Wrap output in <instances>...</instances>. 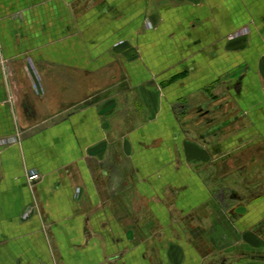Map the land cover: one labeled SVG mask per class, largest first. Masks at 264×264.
<instances>
[{
    "label": "crops",
    "instance_id": "0c3cea01",
    "mask_svg": "<svg viewBox=\"0 0 264 264\" xmlns=\"http://www.w3.org/2000/svg\"><path fill=\"white\" fill-rule=\"evenodd\" d=\"M263 211L264 0H0V264H264Z\"/></svg>",
    "mask_w": 264,
    "mask_h": 264
},
{
    "label": "flooded vegetation",
    "instance_id": "af4514ba",
    "mask_svg": "<svg viewBox=\"0 0 264 264\" xmlns=\"http://www.w3.org/2000/svg\"><path fill=\"white\" fill-rule=\"evenodd\" d=\"M215 171V170H214ZM220 187L218 189L215 190L214 187H212L211 191L218 195L220 199H218V203L220 206H223V208L226 209V211H230L231 208L233 207V204H231V202H233L234 198H238V200H244L243 199V194L242 191L245 188V185L242 183H236L234 185H230V186H224L222 183H219ZM226 195V197H224ZM230 214V212H228ZM260 219L258 220V223L256 226H258V232L260 234L261 240L263 242V249L260 251V253L257 255L258 257H260L263 261H264V211L262 213V215H260L259 217ZM216 227L211 226L210 230L211 232H214L213 237H210V242L211 244H209V247L206 251V253H204L202 256L207 258V260L209 261V264H225V257L230 256V255H235L237 252H235L234 250H228L225 246H220L219 243L217 242V240H215V236L222 233L219 229V231H217V234L215 232ZM223 230V229H221ZM199 247V246H198ZM212 250V251H210ZM239 253V252H238ZM239 254L247 255L248 253L245 252H240ZM250 256V254H249ZM252 256V255H251Z\"/></svg>",
    "mask_w": 264,
    "mask_h": 264
},
{
    "label": "rangeland",
    "instance_id": "374dc122",
    "mask_svg": "<svg viewBox=\"0 0 264 264\" xmlns=\"http://www.w3.org/2000/svg\"><path fill=\"white\" fill-rule=\"evenodd\" d=\"M217 183V182H216ZM216 183H212V186L215 188V190L216 189H218L220 186V184L218 183L217 185H216ZM243 184V183H242ZM193 187V186H192ZM194 187H195V184H194ZM186 190H187V187H186V189H184V194L186 193ZM181 199H178V201H180ZM218 200V199H217ZM237 201L235 200H233V202H231V204H233V207L231 208L232 210H234L235 209V207L237 206ZM24 214V213H23ZM23 214H22V216H23ZM211 216V215H210ZM202 217V216H201ZM204 221H207V223H204V222H202L201 221V227H199V230L201 231V233L203 232V234L205 233V231H208L209 232V230H208V228H209V226H211V217L208 219V217L204 220ZM210 222V223H209ZM196 224V223H195ZM192 225L191 224H189L188 225V228L189 227H191ZM203 227H204V229H203ZM187 228V227H186ZM218 227H216V229H215V232H216V234H217V231H219V229H217ZM201 229H203V230H205V231H202ZM200 231H199V233H200ZM185 233L187 232V235H185V237L187 238H189L190 237V235L188 236V234H189V231H188V229H185V231H184ZM210 234H211V236H213V234H214V232H210ZM219 237H221V238H224V237H227V236H225V235H222L221 233L220 234H218V235H216L215 236V240H218L219 239ZM196 241V244H198L199 245V249L201 250V253H206V251L207 250H209L208 249V247H209V244H211V242H210V240L208 241L205 237H204V235H201L200 237H199V239H195ZM210 251H212V250H210Z\"/></svg>",
    "mask_w": 264,
    "mask_h": 264
},
{
    "label": "built area",
    "instance_id": "2783aa9c",
    "mask_svg": "<svg viewBox=\"0 0 264 264\" xmlns=\"http://www.w3.org/2000/svg\"><path fill=\"white\" fill-rule=\"evenodd\" d=\"M36 177H37V173H35V172H31L30 175H29V179H34ZM31 211H32V208L31 209H27L25 211V213L23 214V217L29 216V214H30Z\"/></svg>",
    "mask_w": 264,
    "mask_h": 264
}]
</instances>
